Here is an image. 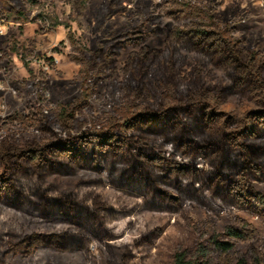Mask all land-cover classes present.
Segmentation results:
<instances>
[{
	"label": "trees",
	"instance_id": "16d2710c",
	"mask_svg": "<svg viewBox=\"0 0 264 264\" xmlns=\"http://www.w3.org/2000/svg\"><path fill=\"white\" fill-rule=\"evenodd\" d=\"M90 1L67 3L81 15ZM122 2L103 1L99 29ZM42 7L40 0H0V16L23 24ZM134 15L144 18L146 11ZM43 19L41 12L34 16ZM163 19L155 23L151 18L154 29L145 34L127 31L104 40L96 33L95 51L72 39V59L81 68L84 88L78 100L44 108V88L31 76L36 106L10 117L20 125L23 141L16 128L0 137V232L8 238L0 237V264L40 251L88 254L97 264L89 243L106 247V264H136L137 249L150 252L156 233L143 234L118 259L110 244L120 238L115 228L120 210L104 193L107 186L134 201L133 208L121 210L125 217L141 211L179 214L194 202L264 219V194L253 186L264 184V56L235 40L232 27L205 18L183 0H176ZM155 36L164 37V49L148 46ZM9 49L29 53L16 42ZM122 51L129 53L119 69ZM109 75L113 79L103 98L113 113L101 126L89 101L97 96L95 80ZM230 98L262 107L238 121L215 110ZM158 147H169L172 156ZM177 155L188 164L177 162ZM82 171L105 172L108 182L97 178L64 192L50 181ZM37 225L51 231L37 232ZM175 264L198 263L177 254Z\"/></svg>",
	"mask_w": 264,
	"mask_h": 264
},
{
	"label": "rangeland",
	"instance_id": "374dc122",
	"mask_svg": "<svg viewBox=\"0 0 264 264\" xmlns=\"http://www.w3.org/2000/svg\"><path fill=\"white\" fill-rule=\"evenodd\" d=\"M43 9L36 11L30 21L17 24L0 16V110L7 114L5 134L16 128L20 138L21 127L10 121L15 113H26L29 106L35 107L37 93L33 88L31 76L34 75L44 90L43 107H57L78 100L83 95L81 68L72 55L75 53L71 40L95 51L98 48L97 35L104 40L124 34L127 31L149 33L156 22L164 20L166 10L171 9L176 0H123L102 28L99 29L100 10L104 0H92L86 10L78 15L73 12L67 0H40ZM192 4L205 18L214 17L224 27L230 26L232 37L239 40L249 51L264 56V0H183ZM139 9L146 11L144 18L135 16ZM44 19L34 20L38 13ZM23 46L29 53H13L9 47ZM148 46L164 49V37L155 36ZM129 51H122L118 68L122 69ZM218 80L220 76L214 74ZM123 74L118 79L121 80ZM113 79H96L95 99L89 101L94 117L103 126L106 116L113 113V105L103 98L106 86ZM262 106L255 101L230 98L217 112L240 121L249 110H258ZM86 128H83L84 130ZM57 134L66 137V133L56 129ZM77 132L72 131V134ZM40 136V133H36ZM23 141L22 138H20ZM167 158L172 156L169 147H158ZM176 161L188 164V160L177 155ZM200 169L207 167L199 164ZM102 178L108 182L105 172L97 176L88 172H79L73 177H54L61 191L72 192L80 182ZM255 190L264 194V184L254 183ZM111 204L120 210L115 224L120 238L110 244L119 259L126 248L134 247L135 241L148 231L156 233L151 251L141 247L137 249L136 264H175L177 254H183L187 261L198 264H264V219L235 208H225L213 204L210 208L191 202L179 214L138 212L135 216L125 217L124 212L134 207V201L120 195L108 186L104 189ZM124 209V212L121 210ZM37 232H50L51 229L37 225ZM239 234L241 237L233 235ZM0 237L6 242L0 232ZM222 245H226V250ZM88 249L96 258L97 264H106V247L89 243ZM10 264H94L88 254H57L40 251L28 259L16 258Z\"/></svg>",
	"mask_w": 264,
	"mask_h": 264
},
{
	"label": "built area",
	"instance_id": "2783aa9c",
	"mask_svg": "<svg viewBox=\"0 0 264 264\" xmlns=\"http://www.w3.org/2000/svg\"><path fill=\"white\" fill-rule=\"evenodd\" d=\"M0 31H2V29H0ZM6 117L7 114L5 113V108L1 107L0 110V135L5 134V123H6Z\"/></svg>",
	"mask_w": 264,
	"mask_h": 264
}]
</instances>
